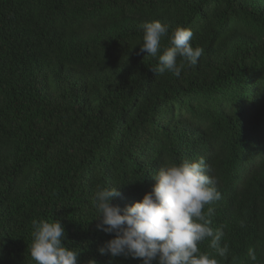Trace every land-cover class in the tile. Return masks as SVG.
Returning a JSON list of instances; mask_svg holds the SVG:
<instances>
[{
    "label": "trees",
    "instance_id": "obj_1",
    "mask_svg": "<svg viewBox=\"0 0 264 264\" xmlns=\"http://www.w3.org/2000/svg\"><path fill=\"white\" fill-rule=\"evenodd\" d=\"M153 20L203 49L179 78L140 51ZM201 157L220 264H252L250 247L264 264V0H0V264H36L32 221L54 219L78 264H141L99 254L114 237L95 192L117 187L124 209L160 167Z\"/></svg>",
    "mask_w": 264,
    "mask_h": 264
},
{
    "label": "clouds",
    "instance_id": "obj_2",
    "mask_svg": "<svg viewBox=\"0 0 264 264\" xmlns=\"http://www.w3.org/2000/svg\"><path fill=\"white\" fill-rule=\"evenodd\" d=\"M141 28L140 51L158 58L152 69L158 76L171 72L179 78L185 65L198 64L203 49L192 46L191 29L177 27L169 33L168 25L158 20L145 22ZM164 38L168 45L162 48ZM209 172L203 157L167 163L152 175V190L124 209L112 203L120 195L117 187L99 188L93 197L96 227L114 237L98 248L99 254L138 259L141 264H220L218 258L227 257L229 245H221L224 227L211 226L215 209L209 205L221 195ZM31 237L28 252L36 264H78V253L62 243L65 229L59 220H33ZM206 240L214 255L200 250ZM248 257L256 264V249L250 247Z\"/></svg>",
    "mask_w": 264,
    "mask_h": 264
}]
</instances>
